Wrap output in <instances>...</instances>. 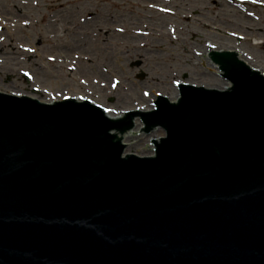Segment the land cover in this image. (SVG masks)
I'll list each match as a JSON object with an SVG mask.
<instances>
[{"label":"water","instance_id":"1","mask_svg":"<svg viewBox=\"0 0 264 264\" xmlns=\"http://www.w3.org/2000/svg\"><path fill=\"white\" fill-rule=\"evenodd\" d=\"M212 60L231 89L118 120L0 91V264H264V76ZM133 119L161 128L149 157L124 154Z\"/></svg>","mask_w":264,"mask_h":264},{"label":"rangeland","instance_id":"2","mask_svg":"<svg viewBox=\"0 0 264 264\" xmlns=\"http://www.w3.org/2000/svg\"><path fill=\"white\" fill-rule=\"evenodd\" d=\"M221 49L264 58V0H0V91L42 103L149 111L179 82L218 89L224 79L204 56ZM251 66L264 76V62ZM145 134H131L130 154L150 156Z\"/></svg>","mask_w":264,"mask_h":264},{"label":"bare ground","instance_id":"3","mask_svg":"<svg viewBox=\"0 0 264 264\" xmlns=\"http://www.w3.org/2000/svg\"><path fill=\"white\" fill-rule=\"evenodd\" d=\"M249 27H250V25H249ZM219 51H222V49L221 50H218V51H216V52H219ZM229 53V52H228ZM250 57H251V59H252V61H254V63H257V64H259L260 66L263 64V59H261V56L260 55H255L254 53H253V55L252 54H250ZM204 58H206V59H208L209 60V52H207V54L204 56ZM262 62H261V61ZM242 63H243V65H245L247 68H250V66L253 64V62H251V61H248V59H246V61L245 60H243L242 61ZM257 64H255V65H252L253 67H255L256 69H259L258 67H256L257 66ZM250 65V66H249ZM251 66V67H252ZM214 68H216L217 69V67H215L214 66ZM261 71H263V70H261ZM203 85H205V86H207V87H210V88H212L211 87V85H208V84H203ZM230 86V82L228 81V80H223L221 83H220V85L218 86H216V87H218V89H224L225 88V90L228 88ZM174 93H175V98H173V99H171L172 101H175V99L177 98V91L175 90L174 91ZM49 103V102H48ZM135 104V103H134ZM137 105V104H136ZM152 110V109H151ZM151 110H149V111H151ZM145 112H147V111H145ZM110 118H113L114 120H118V119H120L121 117L120 116H109ZM122 119V118H121ZM135 122V121H134ZM137 129V121H136V123H135V126H134V129L133 130H130L129 132H127L125 135V140L123 139L122 141H123V143H124V145H125V147H126V150H125V153L124 154H130L131 153V151H129L128 150V148H132L133 146H134V144H133V142H131V139L129 140L130 142H131V144H127V142H128V138L131 136V134L132 133H134V131ZM158 130L159 129H157L156 131H153L152 133H150L149 135H146L145 134V136H148V137H150L151 139H153V138H156V137H153V133H155V132H158ZM151 135V136H150ZM152 144L151 143H149L148 144V146L150 147ZM152 149H153V146L151 147ZM139 151V150H138ZM138 154H140V155H142V154H145V152H144V150H142V151H140V152H138ZM148 154V153H147ZM130 155H132V154H130Z\"/></svg>","mask_w":264,"mask_h":264}]
</instances>
